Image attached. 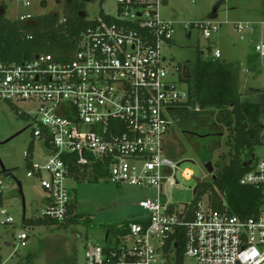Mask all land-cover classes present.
Wrapping results in <instances>:
<instances>
[{
  "label": "built area",
  "instance_id": "1",
  "mask_svg": "<svg viewBox=\"0 0 264 264\" xmlns=\"http://www.w3.org/2000/svg\"><path fill=\"white\" fill-rule=\"evenodd\" d=\"M117 2V14L104 11L106 17L94 18L82 32L71 60H57L50 53L21 63L0 60V101L35 102L33 136L49 149L42 163L26 154L31 158L27 175L36 176L47 195L40 217L65 221L72 205L65 181L75 177L72 168L80 174L99 164L114 184L156 192L139 203L146 215L129 221L127 236H115L111 244H86L87 264H163L178 259L180 237L184 258L197 264H264V206L243 219L214 211L208 195L182 210L166 195L168 183H179L181 168L168 150L169 114L187 100L168 80L170 64L163 51L173 43L174 22L161 17V0ZM229 23L186 22L184 28L189 34L198 28L210 39ZM233 25L238 32H254L256 26L250 21ZM255 49L264 58V40ZM213 56L220 58V49ZM181 176L190 180L195 175L184 167ZM240 183L260 187L264 195V158L257 157ZM14 224L0 179V237L1 230ZM13 235L22 247L30 238L25 229Z\"/></svg>",
  "mask_w": 264,
  "mask_h": 264
},
{
  "label": "rangeland",
  "instance_id": "2",
  "mask_svg": "<svg viewBox=\"0 0 264 264\" xmlns=\"http://www.w3.org/2000/svg\"><path fill=\"white\" fill-rule=\"evenodd\" d=\"M68 0H0V6L7 18L18 19L32 14L59 13L64 20V11ZM85 3L84 12L90 19L99 16L104 10L117 14L118 0H81ZM161 17L174 22L175 35L171 45L164 47L170 64L168 80L175 83L178 91L189 98L190 88L194 91V66L203 52L205 58L213 56L216 48L220 49V59L226 61L237 73V80L243 101L259 104L260 124L264 127V58L255 49L257 43L264 40V0H161ZM29 22L32 19H27ZM214 20L223 24L218 33L207 39L198 28L186 30L184 23ZM27 21V22H28ZM239 21L256 24L254 32H238L233 25ZM200 104L193 99L188 109H173L168 136L169 154L181 162L177 172L178 184L168 183L165 193L182 210L192 204L197 197L198 180L211 183L213 174L204 167L207 160L217 166L229 163L231 146L228 142L230 131L218 119L219 111L212 114V121L207 113L196 112ZM37 104L32 101L10 103L0 101V159L7 170L3 172L0 163V179L5 185L6 205L15 218V224L1 230L0 258L3 264H87L86 244L105 245L106 236L110 242L125 222L137 220L146 214L139 203L146 198L155 197V189L140 188L127 184L117 185L105 176L93 177V171L87 169L78 178L69 177L65 184L71 192L76 206V213L82 217L79 223L67 227L58 225H26V221L41 215L46 193L36 176L29 177L31 170L27 153L33 144L32 160L42 163V156L49 154V149L41 139L33 136ZM23 111V114L20 113ZM215 133L200 137L208 132ZM217 133V134H216ZM258 158H264V144L256 148ZM248 163V162H247ZM184 167L194 172V177L185 180L181 176ZM201 173L204 174L201 177ZM19 183L23 192H20ZM25 229L29 234L27 244L22 247L13 235ZM4 241L11 242L5 246ZM163 264H178L172 257ZM182 264H197L190 257H185Z\"/></svg>",
  "mask_w": 264,
  "mask_h": 264
},
{
  "label": "trees",
  "instance_id": "3",
  "mask_svg": "<svg viewBox=\"0 0 264 264\" xmlns=\"http://www.w3.org/2000/svg\"><path fill=\"white\" fill-rule=\"evenodd\" d=\"M84 9L85 3L81 0H68L63 21H60L59 13H46L33 16L32 21L29 22L24 18H7L0 6V60L21 63L41 53H50L57 60L73 59L82 32L95 23ZM99 15L106 17L104 10ZM203 54L202 52L194 66V91L192 92L190 88L189 98L180 101L176 109H188L195 98L200 104V109L195 111L198 113L205 111L209 120L212 121V114L219 111L221 116L218 120L223 122L230 131L228 142L232 150L229 163L217 166L215 179L211 183L198 180L197 197L192 203L208 195L214 211L228 212L247 219L257 215L264 206L262 188L240 183L241 177L252 169L257 159L256 148L264 144V127L259 120L261 107L259 104L242 100L237 73L230 64L215 56L205 58ZM33 147L32 144L31 151H28L31 155L34 154ZM72 169L75 178L81 176L82 173H78L76 166ZM93 171L94 178L105 176L107 173L106 169L103 170L99 164H96ZM75 209L76 206L72 200L69 215L65 221L58 222L47 217H36L27 220L26 225L67 227L70 224L79 223L82 218ZM128 223L129 221L125 222L122 228L117 230L116 237L128 235ZM107 236L106 243L109 244L110 234ZM183 249L184 239L180 237L177 249L178 264L183 263ZM75 263L76 261L65 262V264Z\"/></svg>",
  "mask_w": 264,
  "mask_h": 264
},
{
  "label": "water",
  "instance_id": "4",
  "mask_svg": "<svg viewBox=\"0 0 264 264\" xmlns=\"http://www.w3.org/2000/svg\"><path fill=\"white\" fill-rule=\"evenodd\" d=\"M212 134L214 135L215 133L210 132V133H207V134H201V135H199V136H200V137H204V136L212 135ZM216 134H217V133H216ZM13 137H14V136H13ZM13 137H10L9 139L5 140L4 143H6V142H8L9 140H11ZM0 163H1L2 167H3V172H6L7 170L5 169V167H4V165H3L2 161H1V159H0ZM204 167L206 168V170H207L209 173L213 174V179H215V173H214V171H215V167H214L213 161H210V160L205 161V162H204ZM203 176H204V174L201 173V177H203ZM19 189H20V192L22 193V192H23V189H22V185H21V183H19Z\"/></svg>",
  "mask_w": 264,
  "mask_h": 264
},
{
  "label": "crops",
  "instance_id": "5",
  "mask_svg": "<svg viewBox=\"0 0 264 264\" xmlns=\"http://www.w3.org/2000/svg\"><path fill=\"white\" fill-rule=\"evenodd\" d=\"M42 201L44 202V206H45V204H46V202H47V195H46V193L44 194V196H43V198H42ZM5 202H6V196H5ZM43 206V207H44ZM42 207V208H43ZM38 217H40V216H38ZM131 221V220H130ZM122 228V227H121ZM107 235H109V234H107ZM108 238V236H106V239ZM1 260V259H0Z\"/></svg>",
  "mask_w": 264,
  "mask_h": 264
},
{
  "label": "flooded vegetation",
  "instance_id": "6",
  "mask_svg": "<svg viewBox=\"0 0 264 264\" xmlns=\"http://www.w3.org/2000/svg\"><path fill=\"white\" fill-rule=\"evenodd\" d=\"M3 143H4V141H1V140H0V144H3Z\"/></svg>",
  "mask_w": 264,
  "mask_h": 264
}]
</instances>
